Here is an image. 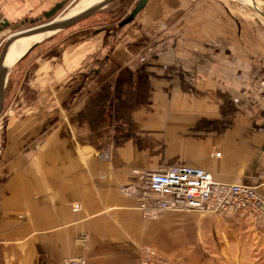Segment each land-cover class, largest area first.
I'll list each match as a JSON object with an SVG mask.
<instances>
[{
    "label": "crops",
    "instance_id": "crops-1",
    "mask_svg": "<svg viewBox=\"0 0 264 264\" xmlns=\"http://www.w3.org/2000/svg\"><path fill=\"white\" fill-rule=\"evenodd\" d=\"M62 1L25 0V12ZM22 7L9 2L3 20L38 15L21 16ZM134 9L126 6L125 19ZM256 35L226 0H149L125 26L44 43L17 73L21 100L0 124V264H138L146 245L177 260V217L146 221L138 197L122 191L137 184L134 171L159 169L139 147L150 131L168 130L189 145L188 167L264 198ZM148 46L157 51L141 62ZM180 219L191 236L215 230L230 264H264V238L249 214Z\"/></svg>",
    "mask_w": 264,
    "mask_h": 264
},
{
    "label": "rangeland",
    "instance_id": "rangeland-1",
    "mask_svg": "<svg viewBox=\"0 0 264 264\" xmlns=\"http://www.w3.org/2000/svg\"><path fill=\"white\" fill-rule=\"evenodd\" d=\"M12 0H0V25L4 22V12H5V6L11 2ZM81 0H70L63 10L57 14L56 17H60L58 20L66 18V16L73 15L80 11L84 6L78 5ZM252 1V0H250ZM263 2V0H259ZM139 0H118L115 3L111 4L107 8L97 12L92 17L83 20L82 22L76 24L75 26L57 32L52 35H48L42 40L38 41L36 44H38L35 48L32 49V46L23 56L20 58L15 66L11 69V72L9 74L8 78V84L6 89V97H5V108L3 112V116L1 118L0 124L2 120H5L9 116V112L13 105L16 103H19V100L21 98H16L15 95V87L17 84V78L16 75L19 72H26L27 69H29L30 64H27V60L33 56L34 53H37V55H40V49L43 46L44 43L47 42H58V41H64V39H67L69 36L79 34V32L85 31L90 32L91 30L99 27H106L110 25H118L121 24L125 20V8L127 5H131V10L134 9V7L137 6ZM227 7L236 6L240 11L242 17L251 22V24L257 28L258 36L256 35L255 38L252 37V42L254 41V44H257L258 48V71L261 74L260 76L264 75V11L260 9L259 7H253L249 6L247 3L238 1V0H226ZM231 3L228 5V3ZM25 0H22L23 7L21 8L22 15L33 13L38 14L35 18L28 19L29 22H25L26 20L20 19L17 20L16 23H10L11 25H17L21 24L22 22H25L24 25H22L17 31H23L27 30L33 27H36L38 25H42L45 23H48L49 20L44 19V12H41L44 9V5L35 6L33 5L30 8L26 9L25 12ZM25 12V13H24ZM47 12V11H45ZM36 20L34 24H31L30 21ZM246 24L242 22V27H244ZM15 35L10 28H4L2 31H0V51L2 49L3 44L6 42L9 36ZM35 44V45H36ZM150 47V46H148ZM148 47L143 49L140 53V61L141 57L144 55H147ZM157 51L154 48V52ZM153 52V53H154ZM263 53V54H260ZM150 56V55H149ZM148 56V57H149ZM26 59L22 61L24 58ZM22 61V63H20ZM260 79V78H259ZM20 81H18L19 83ZM21 83V82H20ZM258 89V88H257ZM18 100V101H17ZM172 132L168 130H162V132L154 133L152 131L149 132V134L146 135V143L139 145L141 150H143V154L145 155V158L150 161L152 164L156 165V168L163 169L168 167H177V166H183L190 164L193 162L192 158L195 157V155H192V153L189 150V145H183L180 143H176L177 138L171 136ZM175 141V142H174ZM189 166V165H187ZM195 214L196 216L211 219V220H218L220 218H227V217H219L212 214H196V213H182V214H171L169 213L167 216H174L177 217V224H178V233H177V246H178V258L177 260L171 259L166 251H160L157 247L153 245H146L142 249L146 247H150L154 249L159 255H161L163 258L171 260L174 264H230L229 257L225 256L224 252H219L218 245L219 240L216 236V231H212L211 234L208 236L207 239L195 237V235L191 236L189 233L186 232V227H188V222H185V219L180 218H187L188 216H191ZM179 219V220H178ZM160 220V219H159ZM169 242L163 241V249H167ZM142 251V250H141ZM206 251H210L211 253H205ZM219 252V253H218ZM231 259V258H230ZM140 264V262L138 263Z\"/></svg>",
    "mask_w": 264,
    "mask_h": 264
},
{
    "label": "built area",
    "instance_id": "built-area-1",
    "mask_svg": "<svg viewBox=\"0 0 264 264\" xmlns=\"http://www.w3.org/2000/svg\"><path fill=\"white\" fill-rule=\"evenodd\" d=\"M197 2L198 0H191ZM264 2V0H263ZM154 48L148 47L145 62ZM264 101V75L257 84ZM216 158L221 153L215 154ZM137 184L124 187V194L138 197V211L146 221H157L166 213L212 214L219 217L251 216L256 233L264 238V198L255 188L242 183H225L201 168L177 166L156 171H134ZM75 211L80 207L76 205ZM87 243V236L80 238ZM63 264H87L84 258L67 259ZM140 264H174L163 258L154 249H142Z\"/></svg>",
    "mask_w": 264,
    "mask_h": 264
},
{
    "label": "water",
    "instance_id": "water-1",
    "mask_svg": "<svg viewBox=\"0 0 264 264\" xmlns=\"http://www.w3.org/2000/svg\"><path fill=\"white\" fill-rule=\"evenodd\" d=\"M70 0H64L58 4H56L51 10L44 13V19L49 20L48 23L36 26L27 30L21 31V37H28L38 34H45L50 32H57V31H63L66 29H69L76 24L82 22L83 20H86L90 17H92L97 12L107 8L111 4L115 3L118 0H105L101 2L100 4L94 6L93 8H90L86 10L85 12L79 14L78 16H75L68 20H62L59 22H56V16L59 12L63 10L65 5ZM149 0H139L137 6L132 11V13L126 18L120 25L125 26L132 21L135 20V18L144 10L146 5L148 4ZM25 22H29L26 20ZM25 22H22L21 24L17 25H11L10 22H8L6 19L0 25V31H2L4 28H10L13 32H16L22 25L25 24ZM36 20L30 21L31 24H34ZM19 36H9L6 42L3 44L2 49L0 51V120L3 116L4 108H5V97H6V89L8 84V78L11 70H9L5 65V60L8 55L9 49L12 46V44L15 42ZM38 44L34 45L32 47L35 48Z\"/></svg>",
    "mask_w": 264,
    "mask_h": 264
},
{
    "label": "bare ground",
    "instance_id": "bare-ground-1",
    "mask_svg": "<svg viewBox=\"0 0 264 264\" xmlns=\"http://www.w3.org/2000/svg\"><path fill=\"white\" fill-rule=\"evenodd\" d=\"M105 0H81L78 5H83L84 7L78 11L77 13L66 16V18L58 20L60 17H56V22L62 21V20H68L71 19L75 16H78L79 14L85 12L86 10L93 8L94 6L100 4ZM239 1V0H238ZM242 2L247 3L249 6L253 7H259L264 11V2H261L259 0H240ZM46 24V23H45ZM43 25V24H42ZM40 26V25H38ZM60 32V31H57ZM57 32H50V33H45V34H38V35H33V36H28V37H21V31H16L14 32L15 35L13 36H19L15 40V42L12 44V46L9 49L8 55L5 60V65L6 67L11 70L17 61L25 56L24 54L33 46L35 45L38 41L42 40L48 35L55 34ZM1 121V120H0Z\"/></svg>",
    "mask_w": 264,
    "mask_h": 264
}]
</instances>
